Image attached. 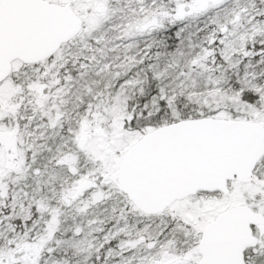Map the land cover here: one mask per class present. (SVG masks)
Here are the masks:
<instances>
[{"label":"snow or ice","instance_id":"1","mask_svg":"<svg viewBox=\"0 0 264 264\" xmlns=\"http://www.w3.org/2000/svg\"><path fill=\"white\" fill-rule=\"evenodd\" d=\"M0 264H264V0H0Z\"/></svg>","mask_w":264,"mask_h":264}]
</instances>
